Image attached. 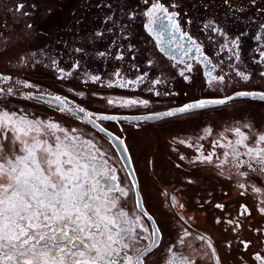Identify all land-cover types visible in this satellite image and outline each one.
Segmentation results:
<instances>
[{
  "label": "flooded vegetation",
  "instance_id": "obj_1",
  "mask_svg": "<svg viewBox=\"0 0 264 264\" xmlns=\"http://www.w3.org/2000/svg\"><path fill=\"white\" fill-rule=\"evenodd\" d=\"M156 3L168 13L145 15ZM158 16L167 25L159 36L156 24L146 27ZM240 92L261 98L158 119ZM34 94L60 97L67 107ZM0 96L70 116L112 146L70 110L84 109L125 141L152 218L138 209L126 177L148 230L138 254L160 231L145 264H166L173 253L191 264H264L256 259L264 258V164L255 159L264 148L257 141L264 134V0H0ZM237 105L245 107L229 108ZM236 128L248 137L243 144ZM138 254L131 253L133 264Z\"/></svg>",
  "mask_w": 264,
  "mask_h": 264
},
{
  "label": "snow or ice",
  "instance_id": "obj_2",
  "mask_svg": "<svg viewBox=\"0 0 264 264\" xmlns=\"http://www.w3.org/2000/svg\"><path fill=\"white\" fill-rule=\"evenodd\" d=\"M19 7L23 8V5L21 4ZM158 12L167 14L168 9L162 4L156 3L152 5L145 15L151 17ZM174 15L173 13L166 16L169 23L172 22ZM164 19L165 17L163 16H158L155 20L150 19L146 27L151 32L153 31L151 26L156 24L161 30L158 33L159 36L167 30ZM172 26L179 30L178 25L173 24ZM188 71H191L190 66ZM237 74L245 80L249 78L244 73ZM181 75H184V73L182 72ZM209 76H211V73H209ZM185 78L187 79V77ZM93 79H99V77H94ZM212 79L215 80L217 78L212 77ZM218 79L223 82L224 78L219 77ZM236 95L247 96L251 95V93L240 92ZM55 99L59 100L60 97ZM227 99H234V97H228ZM226 102V99L199 100L159 115L173 116L193 109L205 108L210 104H224ZM109 103H112V101H109ZM126 103L135 104L137 101L129 100ZM140 103L147 104V101H140ZM79 111L83 112L84 109H79ZM15 116L16 113L0 112V129L7 128L9 132L18 133L15 136L0 133V141H7L12 145L20 143L23 148L13 150L25 153V155H16L14 158H9L4 152L5 145L0 142V160H4L10 166L11 172L16 173L15 185L11 196L7 200L0 199V218H2L0 219V256L3 257V259H0V264H4L5 260L11 261L13 253L26 257L23 261H17V264H49L48 256L51 248H58L60 253H64L69 246L75 248L81 258L85 257V250L88 252L95 250L97 253L91 260L80 259L75 264H133L131 256L126 253L122 257L120 255V252L123 249H127L129 244L124 243L122 249L113 247L114 244H119L120 240L114 238L108 228V223L114 224L115 221L102 215L100 207L93 203L97 197L91 196L89 193L95 191V186L86 188L89 165L74 163L72 155L74 145L64 143L60 137H56L57 143L55 146L49 145L46 140L42 141L36 137H32L33 143L31 144L26 140L20 139L21 136L27 137L32 132L40 134L42 129H47L53 135L55 131L63 132L65 130L54 122L45 123L39 120H29L25 116H20L18 120L14 121L13 117ZM151 118L144 117V119ZM100 119L111 120L116 118L102 116ZM234 131L241 135L239 143L243 144L248 139L246 135L240 132L239 128ZM48 132L44 134L47 135ZM69 139L67 135L64 137V140ZM257 141L264 143V134H260L257 137ZM252 151L254 150L250 148L249 152ZM38 152L46 154L44 163H46L47 168L42 166ZM261 152H264V148L256 151L255 159H260L261 164H264V158L260 157ZM63 156H67L68 159L62 161L60 158ZM52 157H55V159ZM205 159L210 160V157H205ZM63 164H70L73 167L68 171H64L62 168ZM2 169L3 164H0V170ZM79 172L83 173V181ZM53 175L59 177V184L53 182ZM240 187L243 188L244 185H240ZM254 190L260 191L258 188ZM119 191L123 192V189H119ZM173 200H175L174 197ZM104 203H107V201ZM181 207L183 206L181 205ZM218 207L221 206L218 205ZM261 212H264V209H261ZM93 216L96 218L95 220H93ZM105 220L108 223H104ZM102 223H104L103 228H101ZM92 228L96 231L88 235L87 239L91 240L93 236L104 237L107 233L106 241L97 240L89 245L74 235L77 232L85 233L86 229L90 230ZM124 231L131 232V229H121V232ZM158 232L159 230L157 229L152 233V244L148 246L145 253L153 245L157 244L156 237ZM70 233L73 235H70ZM120 235V232L115 233L116 237ZM17 242H19V246ZM101 243H103V247L99 246ZM37 246H39V249ZM209 246L211 247V245ZM245 246L247 247V245ZM169 251L171 252V249ZM256 259L261 260L264 258L257 255ZM60 264H63V260L60 261ZM136 264H143V260L137 258ZM166 264H191V262H188L187 258L177 257L173 253Z\"/></svg>",
  "mask_w": 264,
  "mask_h": 264
},
{
  "label": "rangeland",
  "instance_id": "obj_3",
  "mask_svg": "<svg viewBox=\"0 0 264 264\" xmlns=\"http://www.w3.org/2000/svg\"><path fill=\"white\" fill-rule=\"evenodd\" d=\"M7 99L8 98H6V97L0 96V112L7 111L9 113H16V116H17L16 118H19L20 116H25L29 120H34V121L39 120V121H43L45 123L54 122V123L58 124L62 129L65 130L63 132L62 131H55V133L53 135L51 132H48L47 129H42V132L40 134L32 132V134L30 133V135L27 137L21 136L20 137L21 140H26L30 144L33 142L32 137H36L39 140H46L48 144L55 146V144L57 143L56 137H59V136L65 137L67 135L70 138L69 140L76 139V140H80L81 142H83L84 138H88L98 146L97 147L98 150H102V152H103V154H100V156H99V158H101L98 161V163H100V166L101 167L103 166L102 165V162L104 161L103 157H105L109 162L108 165H110L112 168L113 167L118 168V174L120 175L119 178H120L121 182L129 189L130 193L128 196H125V195L119 196L118 192H113L112 197H114V199H117V200L119 199V205L117 204L116 208H114V209L118 210V207H120L119 209L121 210V212L123 214L127 215L128 220L125 221V224H128V226H129L128 229H131V232H127V231L121 232V229L127 230V227H125L124 225H117L115 222L113 225H114V227H117V228H116V230H113V231L114 232H120L121 235L119 237H116L112 231H111V233L114 235L115 239L120 240V243H119L120 245H123V243H127V241H128L131 244L132 253L134 255L138 254L139 250H141L142 248H144L146 246V240H144V237L148 233L147 225L144 222V220L138 215L137 211L133 207V195L131 192V185L129 183V180L126 178L128 176L125 172L123 165L118 164V155H117L115 149L109 143L104 141L98 134H96L92 130L88 129V126L77 123L70 116L55 117L53 115V113L46 112V110L41 109L40 107H34V106L33 107H27L26 106L27 104L26 105L23 104V106H22L19 104H14V101L11 99H9L10 101ZM242 107H245V106L244 105H237V106H231L229 108L230 109H234V108L236 109V108H242ZM45 132H48V134L45 135L44 134ZM0 133L7 134L9 136L18 135L14 131L9 132L7 128L0 129ZM0 142H2L5 145L4 152H5V155L7 157L14 158L16 155H25V153L22 151H14L13 150V149L18 150V149L23 148L22 144L17 143L15 145H12V144H9L7 141H0ZM38 155L40 157L41 163L43 164V167L47 168L46 163H44L46 154L43 152H38ZM2 161H4V160H2ZM119 167H120V169H119ZM4 174L7 176L6 173H4ZM10 174H11L12 178H15L14 177L15 173L10 172ZM81 175H83V173ZM83 179H84V177H83ZM83 179L81 178L82 181H83ZM88 181L90 182L91 187H92L94 182L92 183L91 180H89V179H88ZM4 182L8 188V187H11L15 181L13 182L11 180V178L8 176V177H5ZM59 183H60V180L58 179V184ZM8 194L11 196L12 192H10ZM91 196L95 197L94 191H92ZM94 204L100 207L102 215H105L107 213L105 211V209H107V210L111 209V208L104 206V204H102L101 202H95ZM114 214L117 215V217H118V211L113 212V214L108 215V217L111 219V216H113ZM115 218H116V216H115ZM133 219L139 223L138 230L136 229V231H134V228L131 225V223L133 222ZM21 223H23V222H21ZM92 233H94V231ZM125 234H127L126 239L123 238V236L125 237ZM76 236H79L78 232L76 233ZM122 238H123V240H122ZM18 246H19V244H18ZM13 254L18 255L16 253H13ZM61 256H64L63 253H60V257ZM84 259L91 260V258H87V257Z\"/></svg>",
  "mask_w": 264,
  "mask_h": 264
},
{
  "label": "bare ground",
  "instance_id": "obj_4",
  "mask_svg": "<svg viewBox=\"0 0 264 264\" xmlns=\"http://www.w3.org/2000/svg\"><path fill=\"white\" fill-rule=\"evenodd\" d=\"M61 140H63L64 143H66V144L71 143L74 145V147L72 149V155H73L74 161H75L74 163H76V164H88L89 165L88 179L91 180L92 183L94 182V184H93L95 186L94 194H95V197H97V199L95 201H93V203L101 202L102 204H104V206L111 208L110 210L105 209V211L107 213L104 216L107 218H109L108 215H112L113 212L118 211V217H117V215L114 214L113 216H111V220H114L117 225H124L128 229L129 228L128 224H125V221L128 220L127 215L121 214L122 212L119 209L120 207H118V210L114 209V208H116V206L118 204V200L114 199V197H112L113 192H118V194L122 193L121 194L122 196L128 195L127 189L120 182V178H119V174H118V168H116V167L112 168L110 165H108L109 162L105 157H103L104 161L102 162L103 166L101 167L100 163H98V161L101 159V158H99V156H100V154H103V152H102V150H98V148L93 147L91 143L85 142L84 140H83V142L64 140V138H62V137H61ZM52 158L55 159V157H52ZM60 159L62 161H65L68 159V157L63 156ZM0 164H3V169L0 170V198L7 200V198L10 197V195L8 193L13 191V187L15 185V182H14L15 178H12L10 173H9L10 174V176H9L5 172V169H9L11 172L10 166H8L7 163L0 162ZM42 166H43V164H42ZM93 166H94V169H93ZM72 167H73V165H70V164H63L62 165V168L64 171H68ZM3 173H6L7 176L2 175ZM81 174H82V172H79V175L83 179V175H81ZM8 176L11 178V180L14 182V184L11 187L7 188L4 181H5V177H8ZM15 176H16V173H15ZM113 177H115V179H113ZM58 179H59V177H57L55 175L52 176L53 182H56ZM86 188H91V184L89 181L86 184ZM5 189H7V191L4 192ZM119 189H123V192L119 191ZM89 194L92 195V192H90ZM105 201H107V203H104ZM89 215H91V213H89ZM115 216H116V218H115ZM0 219H2V218H0ZM95 219L96 218L93 216V220H95ZM104 223H108V221L105 220ZM104 223L101 224V228L104 227ZM134 224H135V221L133 220L131 225L135 226ZM108 228L114 234L117 233V232L113 231V230H116V228H117V227H114L113 224L108 223ZM93 231L95 232L96 230L94 228H92L90 230L86 229L85 233H79L78 232L79 236H76V234H74V235L76 237H78L80 240H83V242L85 244H89V245L92 244L94 241H97V240H99L101 242L106 241L107 233L105 234L104 237L93 236V239H91V240L87 239V236L90 235ZM70 235H73V234L70 233ZM99 246L103 247L104 245H103V243H101ZM113 247L118 248V244H114ZM63 255L64 256L61 259L59 249L58 248H51L49 251V256H48L49 264H60L61 260H63V264H73V259L81 258L78 255L77 250L75 248L71 249L70 247L65 250ZM96 255H97V253L95 250H92L91 252H88L87 250H85V257H83V258H86V257L87 258H93ZM18 257H19V255L13 254L14 259L18 258ZM23 258H25V257H23Z\"/></svg>",
  "mask_w": 264,
  "mask_h": 264
},
{
  "label": "water",
  "instance_id": "obj_5",
  "mask_svg": "<svg viewBox=\"0 0 264 264\" xmlns=\"http://www.w3.org/2000/svg\"><path fill=\"white\" fill-rule=\"evenodd\" d=\"M35 98H37L38 100H41V101H46V102H49V103H52V104H56V105H60V106H63V107H67L62 100H57L55 99V97H50V96H46V95H40V94H34L33 95ZM249 96V95H247ZM232 97H246V96H232ZM251 97H253L254 99H259L261 98V96L259 95H253L251 94ZM226 101H228V99H226ZM215 105H222V104H215ZM210 106V105H208ZM208 106H206L205 108H207ZM69 108V107H68ZM70 109V108H69ZM197 109H202V108H197ZM71 112L77 114L82 121L88 123L93 129H95L97 132L105 135L110 143L112 144L113 148L115 149L117 155L120 157V160L122 162V165L128 175V178L130 180V182L133 184V187L135 189V192H136V199H137V205H138V209L143 212L149 219L152 220V218L150 217L147 209L145 208L144 204H143V201H142V195H141V192H140V186H139V181H138V176H137V173H136V169H135V166H134V163H133V160H132V157H131V154H130V151L128 149V146L126 145L125 141L121 138L118 137V135H116L115 133L107 130L106 128H104L101 124H99L96 120L92 119L89 115L79 111V110H76V109H70ZM165 117H168V116H161L160 118L158 119H162V118H165ZM158 228L155 227V230H157ZM159 230V229H158ZM157 239V244L159 243V240H160V231L158 232V235L156 237ZM156 245H153L152 248L147 251V253H145V250L147 248H145L144 250H142V252H140L134 262L136 263V260L137 258H141L143 260V264L144 263V258L147 256V254L152 251L156 246Z\"/></svg>",
  "mask_w": 264,
  "mask_h": 264
},
{
  "label": "built area",
  "instance_id": "obj_6",
  "mask_svg": "<svg viewBox=\"0 0 264 264\" xmlns=\"http://www.w3.org/2000/svg\"><path fill=\"white\" fill-rule=\"evenodd\" d=\"M118 204H119V202H118ZM126 233V232H125ZM126 235L127 234H125V237L123 236V238L124 239H126L127 237H126ZM123 238H122V240H123ZM41 243H43V242H41ZM124 244V243H123ZM127 244H129V247L127 248V249H123L121 252H120V255H121V257L122 256H124L125 255V253L128 255V256H131V244L127 241ZM38 248H39V246H37ZM70 248H72L71 246H69ZM118 249H122V245H120V244H118ZM62 257L63 256H61L60 258L62 259ZM26 258V257H25ZM25 258H23L22 256H19L18 258H13L11 261H7V260H5L4 261V264H17V261H23ZM114 258H116V257H114ZM0 259H3V257L2 256H0ZM80 259H84V258H78V259H73V264H75V262L77 261V260H80Z\"/></svg>",
  "mask_w": 264,
  "mask_h": 264
}]
</instances>
